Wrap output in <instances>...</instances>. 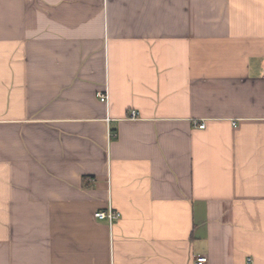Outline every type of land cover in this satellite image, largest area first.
<instances>
[{
  "label": "crops",
  "instance_id": "obj_1",
  "mask_svg": "<svg viewBox=\"0 0 264 264\" xmlns=\"http://www.w3.org/2000/svg\"><path fill=\"white\" fill-rule=\"evenodd\" d=\"M204 254L264 264V0H0V264Z\"/></svg>",
  "mask_w": 264,
  "mask_h": 264
},
{
  "label": "built area",
  "instance_id": "obj_2",
  "mask_svg": "<svg viewBox=\"0 0 264 264\" xmlns=\"http://www.w3.org/2000/svg\"><path fill=\"white\" fill-rule=\"evenodd\" d=\"M98 95H99V98H100V100L102 102H107L108 101L109 97H108L107 93L99 92ZM138 116H139V113L136 110H131L129 112V115H128V117L131 118V119H136V118H138ZM198 126L200 128H204L205 127V122L203 121L202 123H199ZM108 134H109L110 137H115L116 136L115 131L110 130V129H109ZM95 216L97 218H99V219H107L109 221V223L112 225L120 217V213L117 210H115L112 207H110L107 210L97 211L95 213ZM208 258L209 257L206 254L198 255L196 257V263L197 264H205V263L208 262Z\"/></svg>",
  "mask_w": 264,
  "mask_h": 264
}]
</instances>
